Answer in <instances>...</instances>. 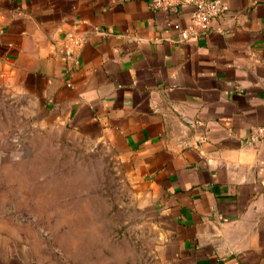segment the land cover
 <instances>
[{
    "label": "crops",
    "instance_id": "crops-1",
    "mask_svg": "<svg viewBox=\"0 0 264 264\" xmlns=\"http://www.w3.org/2000/svg\"><path fill=\"white\" fill-rule=\"evenodd\" d=\"M220 2L182 39L188 5L0 0V72L42 121L112 151L152 208L159 264H264V139L248 142L264 123V0ZM31 229L0 213V264H62Z\"/></svg>",
    "mask_w": 264,
    "mask_h": 264
},
{
    "label": "rangeland",
    "instance_id": "rangeland-1",
    "mask_svg": "<svg viewBox=\"0 0 264 264\" xmlns=\"http://www.w3.org/2000/svg\"><path fill=\"white\" fill-rule=\"evenodd\" d=\"M37 114L0 72V213L62 264H159L152 208L112 151Z\"/></svg>",
    "mask_w": 264,
    "mask_h": 264
},
{
    "label": "built area",
    "instance_id": "built-area-1",
    "mask_svg": "<svg viewBox=\"0 0 264 264\" xmlns=\"http://www.w3.org/2000/svg\"><path fill=\"white\" fill-rule=\"evenodd\" d=\"M152 5L162 10H174L183 5L191 7L187 26L182 28L179 24H174L182 39L205 32L210 20L222 16L227 11V6L220 0H152ZM73 43L79 45L81 42L79 39H73ZM65 52L71 55L72 47H66ZM262 139H264V123L252 130L248 142L255 143Z\"/></svg>",
    "mask_w": 264,
    "mask_h": 264
}]
</instances>
